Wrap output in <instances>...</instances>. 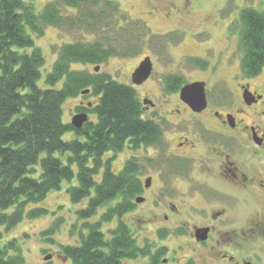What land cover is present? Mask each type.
<instances>
[{"label": "trees", "instance_id": "obj_1", "mask_svg": "<svg viewBox=\"0 0 264 264\" xmlns=\"http://www.w3.org/2000/svg\"><path fill=\"white\" fill-rule=\"evenodd\" d=\"M33 6L24 0H0V226L10 230L25 217L35 220L47 216L46 209L27 208L43 203L50 193L77 178L78 185L67 190L71 202L80 204L89 199L87 207L77 212L79 220L89 221L100 208L120 201L98 223L86 225L88 233L81 235L79 246L63 248L71 264H124L125 260L146 258L150 264H161L166 248L153 252L149 245L138 246L121 220L136 207L134 201L142 194L138 159L132 157L119 173L112 171L111 162L126 148L159 147L162 130L142 119L143 106L134 88L94 69L72 68H96L111 59L141 55L139 43L124 38L139 30L140 21L129 20L119 3L112 0H54L40 13ZM238 24L242 26L241 72L245 78H255L264 70V11L242 10L230 29L236 32ZM48 28L85 38L98 35V39L65 44L45 78L47 88H41L38 82L46 59L35 38L44 37ZM191 63L208 67L202 59H192ZM165 82L169 93L178 92L184 85L179 77L169 76ZM87 90L98 101L92 109L80 111L94 115L97 122L75 129L64 123L63 106ZM68 133L75 134L76 139L65 141ZM56 154L66 156V163ZM106 154L113 156L104 161ZM115 218L119 223L108 239L102 224ZM167 235L159 232L161 240ZM2 243L0 233V264H26L17 240Z\"/></svg>", "mask_w": 264, "mask_h": 264}, {"label": "rangeland", "instance_id": "obj_2", "mask_svg": "<svg viewBox=\"0 0 264 264\" xmlns=\"http://www.w3.org/2000/svg\"><path fill=\"white\" fill-rule=\"evenodd\" d=\"M24 1L32 3L35 11L40 13L49 2L54 0ZM112 1L119 3L122 11L125 12L124 15L129 20L140 21L139 30H135L136 32L131 31L124 38L126 40L134 38L132 42L133 44L139 43L142 54L128 60L111 59L108 63L100 66L99 73L108 74L118 83L136 89L139 101L144 106L143 120L160 123L164 120L165 114L175 107V101H178V99L167 92L165 82V78L169 76L182 78L184 84L206 82L209 91L215 90L217 94L223 95L226 93L227 86L230 87L234 82L245 79L241 75L243 49L240 39L242 26L238 24L236 32L232 31L230 27H232L233 22L239 21L242 10L249 8L264 11V0ZM81 36L69 32L62 33L55 28H48L44 37L35 38V45L42 50L46 59V64L41 70L42 77L38 82V86L47 88L45 78L51 72L58 59L59 52L65 44H73L78 41L93 42L98 39V35L91 37L85 35L86 38ZM178 40L179 43H177ZM146 56L152 57L154 73L143 85L134 86L131 73ZM192 59L206 60L208 67L206 69L195 67L191 63ZM72 68L93 71L94 66L73 65ZM257 82L259 86L262 85L264 88V70L258 76ZM58 87L59 85L56 88ZM145 99L154 103V107L150 111H147L143 104ZM97 101V98L92 95L68 100L63 106L64 123L71 124L72 118L79 114L78 111L81 106L92 109ZM219 105L214 102V106ZM89 121L96 123L97 119L94 115L89 114ZM168 127V129L166 128L167 134L173 136L176 126ZM75 139L76 136L73 133H68L64 137V140L68 142ZM162 154L160 150L155 148L137 151L126 148L113 159L111 169L114 173H119L128 160L132 157L137 158L140 166L139 177L146 190V188H149V186L147 187L149 177H155L158 186L159 182L164 181V175H167L165 169L163 171ZM112 156V154H106L104 161ZM55 157L66 163V156L56 154ZM92 165L93 163L90 164V166ZM180 184L182 183L169 179L166 188L175 190L173 188ZM77 185V178L72 183L66 182L60 191L50 193L43 203L27 208V211L46 209L49 212L47 216L35 220L25 217L21 223L10 230L0 226V233L3 236L2 245L14 239L17 240L26 264H70V261L65 258L63 248L79 246L81 235H87L88 233L84 229L86 225L98 223L102 216L107 213V210L120 201L118 199L106 207L100 208L95 218L89 221H81L77 217V212L87 207L89 199L80 204H73L67 193L70 187ZM155 192L156 189L153 193ZM147 194L144 192L142 197H147ZM11 212L12 210L8 213ZM125 216L121 220L127 225L132 224L134 226V228L129 229L137 245L140 247L149 245L153 247V252L166 248L167 251L163 258L169 259L167 264L209 263V257L206 256L205 251L199 248L197 243L189 237V233L192 231L190 228H185L186 230L170 228L167 231L168 233L166 232L168 237L161 240L159 232H164L165 228H154L148 223V218L151 217L148 215L146 205H137L133 214ZM182 221L197 224L198 219L196 216H183ZM118 223L119 219L115 218L111 223L102 224V231L108 239L111 238L109 232L116 229ZM161 224L179 223L162 220ZM51 230H53L52 233L45 237L44 233ZM207 240L208 235L204 241ZM239 243H241V240H239ZM248 249L242 242L241 252L236 253L235 256L237 258L244 257L254 264H264V244L260 246L261 250L256 255H249ZM224 250H227V247ZM212 254L215 253L212 252ZM232 254H234V251ZM47 256H51L49 261H45ZM174 257L181 259L174 260ZM61 258L65 260L63 261ZM170 260L171 262H169ZM124 264H150V260L146 258Z\"/></svg>", "mask_w": 264, "mask_h": 264}, {"label": "flooded vegetation", "instance_id": "obj_3", "mask_svg": "<svg viewBox=\"0 0 264 264\" xmlns=\"http://www.w3.org/2000/svg\"><path fill=\"white\" fill-rule=\"evenodd\" d=\"M257 80L258 76L238 80L227 86L224 95L206 86L208 105L201 113L180 99V90L168 92L178 101L164 120L154 122L162 130L161 144L155 149L163 153L167 175L158 186L155 177H149V188L143 186L136 199H143L140 204L147 206L152 227L165 228L164 233L190 228L189 237L205 251L208 264H254L235 254L241 252L242 242L249 255L258 254L264 244V88ZM145 107L150 111L154 106ZM172 125L176 131L169 136L166 128ZM169 179L182 184L169 191ZM144 192L147 197H142ZM183 216H196L198 222L189 224ZM162 220L179 224H161ZM200 229L208 230L207 241L197 240ZM164 256L160 261L167 264Z\"/></svg>", "mask_w": 264, "mask_h": 264}, {"label": "water", "instance_id": "obj_4", "mask_svg": "<svg viewBox=\"0 0 264 264\" xmlns=\"http://www.w3.org/2000/svg\"><path fill=\"white\" fill-rule=\"evenodd\" d=\"M99 71V68H96ZM153 72V63L150 57L145 58V60L139 65L138 68L132 74V82L136 86H141L144 84L151 76ZM89 94V91L83 93V95ZM180 98L183 102L188 104L190 108L196 112L201 113L207 108V96H206V84L203 82H197L184 86L180 92ZM145 104L152 105L151 102H145ZM88 122L87 114H79L72 119V125L76 129H82L83 126ZM149 180L147 181V187L149 186ZM143 199L138 198L137 202L141 203ZM208 235V230H198L197 240L204 241ZM51 256L45 257V261H49Z\"/></svg>", "mask_w": 264, "mask_h": 264}]
</instances>
